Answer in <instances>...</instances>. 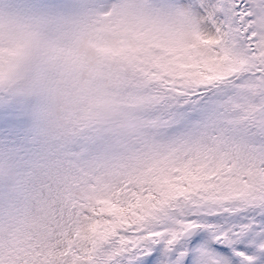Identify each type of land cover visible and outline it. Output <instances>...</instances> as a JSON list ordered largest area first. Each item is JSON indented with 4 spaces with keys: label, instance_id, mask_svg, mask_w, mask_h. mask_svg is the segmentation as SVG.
<instances>
[{
    "label": "snow or ice",
    "instance_id": "snow-or-ice-1",
    "mask_svg": "<svg viewBox=\"0 0 264 264\" xmlns=\"http://www.w3.org/2000/svg\"><path fill=\"white\" fill-rule=\"evenodd\" d=\"M4 27L76 73L35 125L0 90L35 149L0 264H264V0H0Z\"/></svg>",
    "mask_w": 264,
    "mask_h": 264
},
{
    "label": "clouds",
    "instance_id": "clouds-1",
    "mask_svg": "<svg viewBox=\"0 0 264 264\" xmlns=\"http://www.w3.org/2000/svg\"><path fill=\"white\" fill-rule=\"evenodd\" d=\"M72 47H58L48 35L20 28L0 29V90L24 110L30 124L49 111L52 97L66 103L75 77ZM22 159L12 148L0 149V185L15 188Z\"/></svg>",
    "mask_w": 264,
    "mask_h": 264
},
{
    "label": "rangeland",
    "instance_id": "rangeland-1",
    "mask_svg": "<svg viewBox=\"0 0 264 264\" xmlns=\"http://www.w3.org/2000/svg\"><path fill=\"white\" fill-rule=\"evenodd\" d=\"M22 145H23V142L19 139H11L3 135H0V149L12 148L15 151H17L19 155L21 153H24L29 157L35 156L34 148L30 146L24 147ZM6 189H7V186L0 185V193H3Z\"/></svg>",
    "mask_w": 264,
    "mask_h": 264
}]
</instances>
